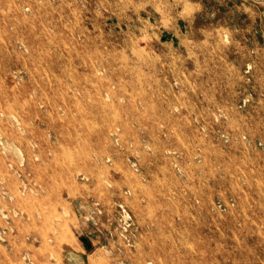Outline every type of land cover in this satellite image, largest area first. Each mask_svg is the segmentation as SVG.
<instances>
[{
  "label": "rangeland",
  "instance_id": "1",
  "mask_svg": "<svg viewBox=\"0 0 264 264\" xmlns=\"http://www.w3.org/2000/svg\"><path fill=\"white\" fill-rule=\"evenodd\" d=\"M0 264H264V0H0Z\"/></svg>",
  "mask_w": 264,
  "mask_h": 264
},
{
  "label": "bare ground",
  "instance_id": "2",
  "mask_svg": "<svg viewBox=\"0 0 264 264\" xmlns=\"http://www.w3.org/2000/svg\"><path fill=\"white\" fill-rule=\"evenodd\" d=\"M31 99H33V98H31ZM40 102V101H39ZM13 121V120H12ZM17 125V124H16Z\"/></svg>",
  "mask_w": 264,
  "mask_h": 264
}]
</instances>
